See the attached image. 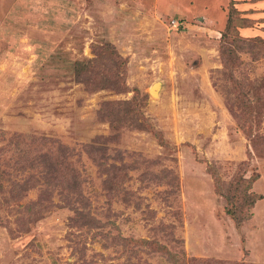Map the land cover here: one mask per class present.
Listing matches in <instances>:
<instances>
[{
	"label": "rangeland",
	"instance_id": "rangeland-1",
	"mask_svg": "<svg viewBox=\"0 0 264 264\" xmlns=\"http://www.w3.org/2000/svg\"><path fill=\"white\" fill-rule=\"evenodd\" d=\"M193 260L264 264V0H0V264Z\"/></svg>",
	"mask_w": 264,
	"mask_h": 264
},
{
	"label": "trees",
	"instance_id": "trees-1",
	"mask_svg": "<svg viewBox=\"0 0 264 264\" xmlns=\"http://www.w3.org/2000/svg\"><path fill=\"white\" fill-rule=\"evenodd\" d=\"M235 9L232 10L233 14ZM229 21H232V18L230 16ZM249 26L244 25L241 26V29H247ZM227 35H222V54H223V60L226 65V67L236 66L238 64V58L232 53V49L227 45V42L229 41L227 39ZM86 67H84V63H77L76 64V70L78 71L77 74L82 72ZM259 177L255 175L252 177L249 181V186L253 184ZM244 189V188H243ZM235 197V198H234ZM234 198V199H233ZM239 198L241 201L237 203H232L231 201L236 200ZM245 202H244V200ZM262 199V196L257 195L254 192H248L247 190H240L239 185H236V187L228 194L227 200L228 204H231V208L226 209V214L231 216L236 224L237 228H240L245 222L249 221L253 215H252V209H254L256 203ZM230 202V203H229ZM235 202V201H234ZM194 264H217V263H210L200 260H193Z\"/></svg>",
	"mask_w": 264,
	"mask_h": 264
},
{
	"label": "water",
	"instance_id": "water-1",
	"mask_svg": "<svg viewBox=\"0 0 264 264\" xmlns=\"http://www.w3.org/2000/svg\"><path fill=\"white\" fill-rule=\"evenodd\" d=\"M160 89H161V84L157 82L152 85L149 92L152 96H158Z\"/></svg>",
	"mask_w": 264,
	"mask_h": 264
}]
</instances>
